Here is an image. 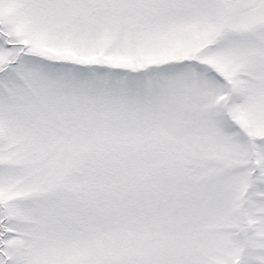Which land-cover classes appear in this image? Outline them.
Returning <instances> with one entry per match:
<instances>
[{"label": "snow or ice", "instance_id": "1", "mask_svg": "<svg viewBox=\"0 0 264 264\" xmlns=\"http://www.w3.org/2000/svg\"><path fill=\"white\" fill-rule=\"evenodd\" d=\"M0 264H264V0H0Z\"/></svg>", "mask_w": 264, "mask_h": 264}]
</instances>
